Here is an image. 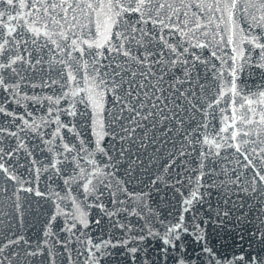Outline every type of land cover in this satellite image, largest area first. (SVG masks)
Wrapping results in <instances>:
<instances>
[{"label":"snow or ice","instance_id":"1","mask_svg":"<svg viewBox=\"0 0 264 264\" xmlns=\"http://www.w3.org/2000/svg\"><path fill=\"white\" fill-rule=\"evenodd\" d=\"M225 16L230 31L242 36L238 43L233 36L226 42L223 39L219 23ZM216 36L221 39L214 46ZM229 46L230 54H218L221 47ZM205 49H214L210 57L202 54ZM200 66L205 73H212L210 81L207 75L201 81ZM245 71L260 74L262 83L256 86L257 91L241 83ZM26 89H51L53 95H29ZM0 94V114L11 117L8 123L19 130L0 127V175L6 183L20 185L13 204L19 223H23L24 209L18 193L44 194L25 188L21 177L3 162L4 156L11 158L25 148L20 133L29 130L42 139L47 133L40 132L35 121L30 123L24 115L10 111L11 102H47L48 118L41 124L55 125L51 138L44 139L46 145H55L49 148L53 153L49 168L60 175L63 170L59 165L67 164L73 173L64 180L67 194H57L58 199L70 201L71 210L56 204V212L44 227L45 239L35 246L23 235L0 242V264H18L23 258L41 255H46L48 264H56L58 256L65 257L67 264H80L81 257L82 264H109L117 256L136 264L147 251L143 244L149 237L159 242L157 261L190 264L185 236H192L200 246L191 264H204L202 257L207 264H264V0H0ZM62 101L67 107H60ZM78 105H83V110ZM217 110L222 126L210 131ZM189 113L200 114L202 120L196 121ZM61 115L84 117L93 141L81 139L78 125L72 120L64 123ZM17 120L20 123H15ZM149 121L153 133L157 124L174 125L167 128V134H179L180 146L173 143L175 151L164 172L179 160L183 171L177 173L172 186L186 180L189 191L185 195L176 187L182 197L181 211L174 221L159 220L162 231L145 223L133 234L132 224L117 217L123 214L144 220V209L151 216L148 193H129L119 180L115 181L117 191L111 190L117 170L112 152L116 141L122 145L135 142L138 133H143L139 138L143 144ZM62 130L78 143L67 139ZM5 136L16 139L17 146L5 150ZM106 138L111 139V147L105 145ZM233 153L240 168L227 166ZM117 154L123 157L124 149ZM221 161L225 163L221 165ZM36 171L38 179L40 170ZM73 184L80 190L76 196ZM6 190L0 187V192ZM105 192L113 210L101 202ZM117 192L128 197L127 203L135 202L139 207H115L126 203L117 198ZM213 195L217 227L223 228L233 219L236 226L250 223L255 213L260 226L249 237L247 250L243 248L246 230L239 233V245L231 253L227 249L218 253L208 245L201 223L210 221L201 218L196 206L208 203L211 213ZM91 208L99 210L98 219H90L85 209ZM188 213H192L190 224ZM60 216L64 217L60 231L71 234L67 240L55 241L63 253L55 252L47 240L54 235L52 225ZM105 217L109 234H90L92 226L99 229ZM113 229L121 232L119 238L112 234ZM73 238L79 248H73ZM252 239L257 241L256 249ZM133 244L136 246H130Z\"/></svg>","mask_w":264,"mask_h":264},{"label":"water","instance_id":"2","mask_svg":"<svg viewBox=\"0 0 264 264\" xmlns=\"http://www.w3.org/2000/svg\"><path fill=\"white\" fill-rule=\"evenodd\" d=\"M14 14V13H13ZM87 23V21H82ZM219 23V21H218ZM220 29H222V36L226 42L229 36L237 41V43L242 39V36L239 32L235 34L230 31V25L227 22V17L225 16L223 23H219ZM95 29L93 28V31ZM212 37L210 36L209 39ZM221 36H216L212 41L213 45H216V41H219ZM214 49H205L203 50V55L210 57L211 51ZM199 52L200 50L197 49ZM231 53V47H221V51L218 53L221 56ZM213 63L217 65L220 64V61L213 60ZM210 67V65H209ZM201 81L205 75H207L208 80L212 79V73H205L204 66H200L198 69ZM179 75V73H177ZM241 83H246L249 85L251 91H257L258 85L262 83L260 74L256 73L255 75H250L248 71H245L240 77ZM36 82H39L38 80ZM81 87H84L81 83ZM187 87V85H185ZM29 95L38 94V95H53L51 89H26ZM2 95V94H0ZM60 107H67V105L62 101ZM78 107L83 110V105H78ZM238 107V105H237ZM10 111H15L18 115H24L26 119L31 123L35 121L36 124L40 125L39 131L47 133V135L42 139L40 136L32 133L29 130H26L25 133H20V139L24 140L25 148L19 149L14 156L9 158L4 156V163L10 167L14 174L21 177L24 181V187H31L33 189H38L43 196H36L35 191L29 193L25 191H20L18 193L20 197V202L23 205L24 216L23 223L20 224L18 218L16 217L13 204L16 197L14 192L17 188L20 187L19 184L14 182H5V178L0 175V187L7 189L5 192H0V221L3 222L0 226V242H6L10 236L14 235H23L27 240H29L33 246L38 241H43L44 237V227L48 219L53 213L56 212V204L60 205V208L68 211L71 210L70 201L60 200L57 198V194L60 197H63L67 194L68 188L64 184V180L68 176L72 175V169L67 164H61L59 167L63 170L62 174L57 175L54 169L49 168L51 163L53 153L49 151L50 147H55V145H46L44 139L51 138V132L54 130L55 125L49 124L45 127L41 124L42 119H47L48 106L47 102L41 104H34L31 101H21L20 105H17L15 102H11ZM28 113L32 115L29 116ZM230 114V111L229 113ZM189 115H195L196 121H201L202 117L197 113H189ZM11 117H5L0 114V127H7L10 131H19L16 127L10 125L8 121H11ZM54 119V116L51 118ZM222 116L217 110L215 114V119L211 121L210 131L212 129L219 130L221 125ZM61 120L64 123H68L69 120H72L73 123L78 125V131L81 132V139H84L86 142L93 141V135L90 128H87L86 120L84 117L71 118L65 115H61ZM15 123H20V121H15ZM149 127L147 131V139L144 140L143 144L140 143V137L143 133L137 134V140L135 142H125L123 145L116 141L114 145V151L112 155L115 157V162L117 165L116 175L112 181V191H117L118 185L115 183L116 180L123 182V187L127 188L129 193H148L146 203L152 209V215L147 216V209H144V214L146 219L141 220L136 216H126L120 215L117 217L121 222L131 223L135 229L133 234H137L139 230L145 225V223L151 224L154 228L159 229V220L165 221H174L179 212L181 211L180 202L181 195L176 191V187H180L181 191L187 195L189 189L186 186V180L183 185H177L173 187L174 181L178 178L177 173L183 171L180 166V161H176V165L171 168L167 173L164 172L165 167L168 165L169 156L172 154L175 149L173 143L175 142L176 148L180 146V136L175 131L171 134H167V128L174 127L172 124H157L156 130L153 133V129L150 126L151 121L148 122ZM188 121H186L185 127H187ZM195 123L192 124V127L195 128ZM191 131V129H189ZM62 134L73 143H78V141L68 133L66 130H62ZM18 141L13 138L5 136L2 141V146L5 150H11L17 146ZM106 146L111 147L112 142L110 138H106L104 141ZM94 147V143L92 144ZM124 149V156L120 157L117 153ZM191 151V149H188ZM31 153V155H29ZM62 159V158H61ZM99 159V157H98ZM35 161V163H33ZM225 162L221 161L220 164L223 165ZM240 164H243V161H240ZM227 166L231 168H240L237 164V157L233 153V159L227 163ZM37 169H39V178L37 179ZM240 171H243L241 168ZM237 174H240L239 171ZM158 177H163L162 180H159L155 185H152L151 181L156 180ZM74 196L78 195L79 189L76 188V185L72 186ZM82 199V197H80ZM117 198L119 200H125L124 205L117 204L115 207H128L129 210L132 207H139L135 202L127 203L128 197L120 192H117ZM110 197L108 193L105 192L104 197L101 202H104L109 210H113L114 206L110 202ZM91 203V201H89ZM217 205L216 197L213 195L211 200L212 212H208L209 204L205 203L202 207L197 205L196 211L200 214L201 218L204 220H209L208 224L201 223V228L204 229V234L206 236L208 245L216 250L218 253H223L225 249L229 253L233 248L237 247L240 242V232L246 230V235L244 237L243 248L248 249L249 237L252 233L260 226V222L255 219V213L249 218L250 223H243L239 226H236L235 219L230 223H227L223 228L217 227L219 221L216 220L215 208ZM36 210V211H34ZM89 212V217L91 220L98 219L100 217V212L96 208L85 209ZM238 215V213H237ZM192 213L186 215V219L191 223ZM11 225V228H9ZM64 227V217L60 216L52 225L53 236L47 237L49 247H52L55 252L63 253V249L59 244H56L55 241L67 240L71 235L67 232H61L60 229ZM109 221L105 217L99 229L95 225L89 230L90 234L93 236H100L101 232L105 235L109 234ZM112 234L119 238L121 232L118 229H113ZM79 236V232L76 234ZM86 239V237H84ZM253 249L257 248V241L252 239L251 241ZM185 244L188 250V253L191 257V261L195 260L196 255L200 251V246L195 242L192 236H185ZM73 248H79L80 245L76 244L75 238L72 240ZM130 246H136L135 244ZM159 242L151 237H149L143 244V247L147 249L146 252H142L138 257L136 264H145V256L147 257L146 264H162L161 261H157L156 251L158 249ZM23 247V245H21ZM195 249V251H193ZM118 251H123L118 250ZM73 256H75V251H73ZM204 261V264H207L206 258H201ZM83 258L80 259V264H82ZM18 264H48L46 255H41L36 258H23ZM56 264H67V260L63 256H58ZM109 264H130L129 260L121 259L119 256L115 260L109 262ZM168 264H172V261L169 260ZM199 264V262H197Z\"/></svg>","mask_w":264,"mask_h":264}]
</instances>
